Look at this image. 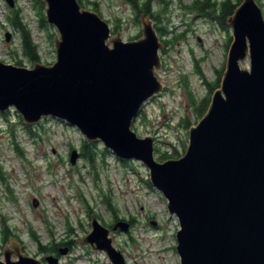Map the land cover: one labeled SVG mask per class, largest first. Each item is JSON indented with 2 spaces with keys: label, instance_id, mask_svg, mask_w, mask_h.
<instances>
[{
  "label": "water",
  "instance_id": "water-1",
  "mask_svg": "<svg viewBox=\"0 0 264 264\" xmlns=\"http://www.w3.org/2000/svg\"><path fill=\"white\" fill-rule=\"evenodd\" d=\"M42 1L47 23L58 31L56 60L31 67L0 60V113L15 107L27 125L53 117L123 161L141 160L179 221L180 264H264V14L257 0H243L227 18L233 39L221 86L190 128L185 154L163 162L154 157V137L132 128L143 105L164 88L156 70L165 44L151 16L142 13V35L125 41L79 0ZM79 155L73 149L70 162ZM129 227L120 220L113 230ZM110 233L93 214L91 230L78 242L105 252L112 264H128ZM3 255L0 264H59L53 254L42 260L22 253L18 241Z\"/></svg>",
  "mask_w": 264,
  "mask_h": 264
},
{
  "label": "rangeland",
  "instance_id": "rangeland-1",
  "mask_svg": "<svg viewBox=\"0 0 264 264\" xmlns=\"http://www.w3.org/2000/svg\"><path fill=\"white\" fill-rule=\"evenodd\" d=\"M89 1L99 2L97 12L108 21L113 36L119 32L127 41L142 35V24L127 1ZM168 1L164 9L163 3L153 4L154 11L161 14V26L169 30L166 35L157 31L163 42L168 41L160 50L162 65L156 70L164 88L143 105L132 125L140 137H154V157L160 162L164 161L160 157L164 153L185 154L189 130L199 121L187 91L191 90L197 100L210 93L208 83L217 80L219 71L224 73L230 37L233 39L230 26L223 28L216 19L190 10L187 5L194 0ZM257 2L264 14V0ZM84 4L83 8L95 11L88 0ZM16 5L32 30L41 56L39 62L53 63L57 29L40 26L34 0H17ZM10 9L6 0H0V60L19 65L17 61L22 59L21 66L31 67L33 63L22 56L18 31L7 22ZM7 32L11 33L9 41L5 38ZM242 66L249 67V62ZM8 111V117L0 113V158L16 200L9 198L6 185L0 181V212L20 239L13 237L4 243L0 235L2 260L3 249L14 240L23 243L24 254L42 260L52 254L41 251L31 237L33 229L42 245L63 241L71 246L69 253L61 255L59 264H112L105 252L92 251L77 241L91 230L90 207L100 222L111 229L114 245L117 243L128 264H180L176 249L179 221L169 212L167 198L152 184L149 168L141 160L123 161L98 141V165L92 169L81 157L85 139L76 126L46 117L34 125L38 135L33 137L15 107ZM184 118L190 119V128ZM14 140L22 146L25 157L17 154ZM73 149L80 154L76 164L70 162ZM106 196L111 206L106 203ZM116 218L129 222V230H113Z\"/></svg>",
  "mask_w": 264,
  "mask_h": 264
},
{
  "label": "trees",
  "instance_id": "trees-1",
  "mask_svg": "<svg viewBox=\"0 0 264 264\" xmlns=\"http://www.w3.org/2000/svg\"><path fill=\"white\" fill-rule=\"evenodd\" d=\"M125 1H127L133 7L134 11L136 12L137 19H139L142 13H145L146 15H150L151 18L157 22V24L154 25L157 31H160L162 35H166L167 33H169V30H167V28L165 29L164 26H161V20H162L161 14L160 12L154 11V6H153V4L156 2L160 4L163 3V9H164V7L169 2L168 0H125ZM242 1L243 0H220V1L219 0H194L193 3L188 4L187 7L190 10L198 13V15L209 17L213 20L216 19L223 26V28H227V18L233 14L235 9L241 4ZM79 2L81 5H85L84 0H79ZM16 3H17V0H16ZM88 3L92 5L93 10L95 11L100 10V7H99L100 4L98 1L88 0ZM34 6L36 8V11L39 17L40 26L44 28L49 27V24L47 23V20H46V15L44 13L45 3L42 0H34ZM6 19H7V22L19 33V36H20L19 42H20V48L22 50L23 58L31 61L33 64L36 62H39L41 60L39 48H38L37 43L34 40L31 28L29 27L28 23L24 20V17L22 15V9L18 7V5L11 8L9 13L6 15ZM139 37L140 35L134 38L136 39ZM230 41L232 42L231 37H230ZM164 42L168 43L167 40H164ZM18 53L20 52L18 51ZM22 63H23L22 59L17 61V64L19 65H21ZM222 75H223V71H219V77L217 78V80L213 83H208V85L210 86L209 87L210 93L206 97L200 100L195 99L190 89H189L190 91H187L189 98L191 99V103L193 105L196 117L199 120L206 114V112L208 111L210 107L211 98H212L211 94H213L216 89L220 88L221 82H222ZM9 113L10 111H6L3 113V116L8 117ZM184 119L183 120L184 122H186V127L190 128L192 124L190 119L189 118H184ZM33 127L34 125L26 124L25 128L29 131L30 135H32L33 137H37L38 134L36 131H34ZM12 129H13L12 134L15 139L16 136H15L14 128ZM98 143H99L98 141L90 142V141L84 140L83 147L81 150L82 151L81 157H83L89 163V166L92 169H96L98 165V159H99V152L97 149ZM14 147L19 156L25 157V151L23 150L22 146H20L18 142L15 140H14ZM160 157L163 160H167L171 158H177V157L179 158L181 157V154L175 151L174 153H171V154L164 153ZM0 181L6 185V188L10 194L9 198L15 201L16 196L8 184V176L4 170L3 165L1 164V158H0ZM105 201L110 206L112 205L110 203L111 200L109 197L106 196ZM88 212L90 216L91 214H96L93 211V209L90 207L88 208ZM116 220H118V218H116ZM0 224H1L0 225V235L4 243L9 242V240L12 239L13 237L16 239H20L19 235L15 233L11 225L8 223V218L6 216L2 215ZM30 232H31V237L39 243V247L43 253L50 252V253L59 254V251L62 247L71 248L70 245L66 246V244L68 243H62L63 241L60 243H54V241H52L48 245H42L39 241V236L37 235L36 231L33 229H30Z\"/></svg>",
  "mask_w": 264,
  "mask_h": 264
},
{
  "label": "flooded vegetation",
  "instance_id": "flooded-vegetation-1",
  "mask_svg": "<svg viewBox=\"0 0 264 264\" xmlns=\"http://www.w3.org/2000/svg\"><path fill=\"white\" fill-rule=\"evenodd\" d=\"M92 215L93 214H91V216H90V221H91V218H92ZM116 222H117V220H116ZM115 222V223H116ZM114 223V224H115ZM114 224L111 226V228L113 229V226H114ZM90 225H91V222H90ZM14 241H16V240H14ZM21 243V246L24 248V245H23V243L22 242H20ZM71 250V248H69V251ZM69 253V252H68ZM53 255H55V256H57L58 258H59V261H60V259H61V254L59 253V254H57V253H52ZM46 257V256H45ZM60 263V262H59Z\"/></svg>",
  "mask_w": 264,
  "mask_h": 264
}]
</instances>
